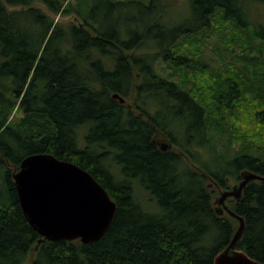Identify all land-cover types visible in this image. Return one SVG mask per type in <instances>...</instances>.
I'll list each match as a JSON object with an SVG mask.
<instances>
[{"label": "trees", "instance_id": "obj_1", "mask_svg": "<svg viewBox=\"0 0 264 264\" xmlns=\"http://www.w3.org/2000/svg\"><path fill=\"white\" fill-rule=\"evenodd\" d=\"M237 3L193 0L172 25L161 0H0V264H214L239 226L216 213L218 188L264 176L263 32L244 30ZM41 153L116 202L99 241L52 242L29 224L13 177ZM230 207L246 220L238 248L264 264V183Z\"/></svg>", "mask_w": 264, "mask_h": 264}, {"label": "water", "instance_id": "obj_2", "mask_svg": "<svg viewBox=\"0 0 264 264\" xmlns=\"http://www.w3.org/2000/svg\"><path fill=\"white\" fill-rule=\"evenodd\" d=\"M114 98L125 103L118 94ZM161 148L167 150L168 144H162ZM241 177L239 183L225 191L215 182L208 186L219 190V195L214 198L216 213L229 215L239 222L230 244L215 257L214 264H262L238 248L246 220L233 211L230 204L243 197L244 189L252 181L264 183V176L246 170ZM13 178L24 216L45 240L97 242L116 216V202L90 172L52 154L26 157Z\"/></svg>", "mask_w": 264, "mask_h": 264}, {"label": "rangeland", "instance_id": "obj_3", "mask_svg": "<svg viewBox=\"0 0 264 264\" xmlns=\"http://www.w3.org/2000/svg\"><path fill=\"white\" fill-rule=\"evenodd\" d=\"M192 4H193V0H161V8L165 13V21L171 22L172 25L174 24L178 25L180 24L179 22L182 21L184 22V20L192 12ZM237 5L241 9V17L248 25L249 30L247 28H245L244 30H246V32L249 31L250 34L251 33L254 34L257 31L263 32V36L260 35L258 37L260 45L263 46L262 42H264V0H239V3H237ZM70 19L71 18L67 19L60 17L59 21L62 20L69 21ZM229 27H231V25H229ZM231 32H232V27L230 28L229 33ZM214 40L217 42L218 38L214 37ZM208 41L206 39V48L204 49L203 52L204 53L203 58H205V60L209 64H211L214 68H219L221 65V61H219L220 59L218 58V54H220L221 52L219 49L215 47L216 46L215 41L214 42L213 41L208 42ZM238 44H241V46L238 47V49L236 48L237 51L233 52V54H230V52L226 53L228 56L227 58H224L225 60H230L231 57L239 56L242 54L243 49H242V42H240V39L238 40ZM148 49H150V47L146 45L143 51L147 52L149 51ZM139 52H142V50ZM155 66L156 68H158L159 64H155ZM222 150L225 149H222V145H218L217 146L218 153L222 152ZM205 151L206 150H204L203 153ZM209 155L210 154L208 155L204 154V158L202 157V159L209 160L216 156L213 155L212 157H210ZM234 185L236 184L234 183L233 186ZM218 195L219 193L217 194V196Z\"/></svg>", "mask_w": 264, "mask_h": 264}, {"label": "flooded vegetation", "instance_id": "obj_4", "mask_svg": "<svg viewBox=\"0 0 264 264\" xmlns=\"http://www.w3.org/2000/svg\"><path fill=\"white\" fill-rule=\"evenodd\" d=\"M125 104V103H124ZM133 111L136 113V114H138L137 113V110L136 109H133ZM139 115V114H138ZM159 144V143H158ZM183 158L186 160V161H188V159H187V155H183ZM189 164H190V166L193 168V167H195L196 166V164H193V163H191V162H189ZM194 169V168H193Z\"/></svg>", "mask_w": 264, "mask_h": 264}]
</instances>
